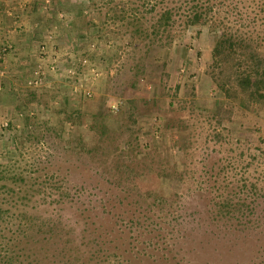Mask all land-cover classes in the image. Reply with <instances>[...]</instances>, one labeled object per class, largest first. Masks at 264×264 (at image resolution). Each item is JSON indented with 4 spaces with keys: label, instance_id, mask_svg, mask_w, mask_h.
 <instances>
[{
    "label": "rangeland",
    "instance_id": "374dc122",
    "mask_svg": "<svg viewBox=\"0 0 264 264\" xmlns=\"http://www.w3.org/2000/svg\"><path fill=\"white\" fill-rule=\"evenodd\" d=\"M9 1L5 22L35 48L0 42L13 56L0 70V167L39 168L67 193L58 203L61 189H47L32 209L57 234L38 245L45 264L66 238L85 256L96 233L115 262L264 264V200L240 221L210 216L234 185L264 183V102L214 84L218 34L198 26L144 57L101 1ZM156 224L182 236L170 251L147 247Z\"/></svg>",
    "mask_w": 264,
    "mask_h": 264
},
{
    "label": "trees",
    "instance_id": "16d2710c",
    "mask_svg": "<svg viewBox=\"0 0 264 264\" xmlns=\"http://www.w3.org/2000/svg\"><path fill=\"white\" fill-rule=\"evenodd\" d=\"M98 1L107 8L106 13L110 16L105 14V17L120 23L131 38V46L137 50L142 48L144 57L157 47L172 46L184 31L198 26L214 30L218 34L210 64L214 84L226 97L244 96L243 105L264 102V56L259 52L260 41L254 37L257 33L258 37L264 38V0ZM38 172L39 168L35 167L26 172L12 169L10 165L0 167V264H45L46 258L49 259V254L38 245L48 243L57 234L51 227L53 225L48 224L47 219L35 216L32 209L41 204V200L36 201L38 196H48L47 189L60 191L61 188L56 182L34 178L33 174ZM65 193L61 189L59 198L54 201L61 202L67 195ZM126 200L121 201L129 208L137 204ZM260 200H264V183L259 186L256 182L243 181L218 200L210 216L214 220L230 218L240 221L247 217L244 209H253ZM140 216L138 213L137 218ZM130 221L131 225L135 224L134 218ZM158 224L149 228L151 234L147 247L162 252L167 246L170 251L171 238L175 242L178 237H173V230L161 225L156 229ZM95 235L99 243L97 248L82 257L77 256V246L66 238L65 243L57 247V263L133 264L128 258L112 261L111 247L107 241L100 240L97 233ZM145 249L143 246L141 255L146 253ZM152 255L145 256L152 258L159 254ZM156 261L152 259L154 264ZM180 261L178 264H188L184 258Z\"/></svg>",
    "mask_w": 264,
    "mask_h": 264
},
{
    "label": "crops",
    "instance_id": "0c3cea01",
    "mask_svg": "<svg viewBox=\"0 0 264 264\" xmlns=\"http://www.w3.org/2000/svg\"><path fill=\"white\" fill-rule=\"evenodd\" d=\"M5 1H6V3H5ZM13 5H15V4H12V2L9 0H0V42L2 40H6L10 43L13 42L12 44H14L13 46L15 47V50H16L15 53H17L19 48L27 47V49H29V50L32 49L29 53L33 54L34 52H32V51L35 47H32L33 44H31L30 40H28L30 38L28 36H25L23 38L21 36H18L17 27L21 28V23H19V25H18L17 24L18 21L16 23L14 22V24L16 25L15 26L16 29L15 28L13 29L12 24L10 25L8 22H5V20L10 21L9 18L11 17V15H13L12 12L10 11V10H12ZM6 32L10 33V34H6ZM19 32L22 34L23 33L22 29L19 30ZM14 34H16V35H14ZM7 39H9V40H7ZM26 40L28 42H26ZM23 44H26L27 46L26 45L23 46ZM10 59H13L12 54H9L8 52L6 54H2L1 44H0V70L4 68L5 64L9 63Z\"/></svg>",
    "mask_w": 264,
    "mask_h": 264
}]
</instances>
